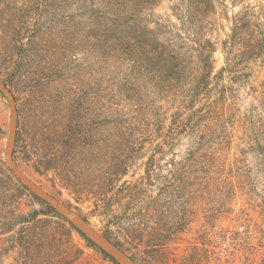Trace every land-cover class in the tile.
Wrapping results in <instances>:
<instances>
[{
	"label": "rangeland",
	"instance_id": "374dc122",
	"mask_svg": "<svg viewBox=\"0 0 264 264\" xmlns=\"http://www.w3.org/2000/svg\"><path fill=\"white\" fill-rule=\"evenodd\" d=\"M0 81L15 163L136 264H264V0H0ZM10 122L0 92V264H117Z\"/></svg>",
	"mask_w": 264,
	"mask_h": 264
},
{
	"label": "water",
	"instance_id": "95a60500",
	"mask_svg": "<svg viewBox=\"0 0 264 264\" xmlns=\"http://www.w3.org/2000/svg\"><path fill=\"white\" fill-rule=\"evenodd\" d=\"M0 92H2L10 106L11 122L10 130L7 141V149L5 152V162L10 171L16 176L18 181L32 194H34L41 202L46 204L58 216L65 220L72 228L81 233L86 239L92 242L102 252L108 255L117 264H136L130 256L127 255L122 249L116 246L111 240L104 237L97 230H95L88 222L81 216L75 213L68 206L45 192L40 186L32 181L15 163L14 161V148L17 138V108L16 102L12 93L0 81Z\"/></svg>",
	"mask_w": 264,
	"mask_h": 264
},
{
	"label": "trees",
	"instance_id": "16d2710c",
	"mask_svg": "<svg viewBox=\"0 0 264 264\" xmlns=\"http://www.w3.org/2000/svg\"><path fill=\"white\" fill-rule=\"evenodd\" d=\"M165 49H167V47L165 46L164 47ZM169 52V51H168ZM165 57L167 58L166 61L167 62H179V58L178 56L174 55V54H171V52L167 53L165 55ZM170 58V60H169ZM204 62H205V67H204V73L205 75L207 76L210 72H211V65L209 64L210 62V58H209V54L206 55L204 58H203ZM204 79H205V76H204ZM78 232V231H77ZM78 234L83 238L85 239L88 243H89V240H87L81 233L78 232Z\"/></svg>",
	"mask_w": 264,
	"mask_h": 264
}]
</instances>
